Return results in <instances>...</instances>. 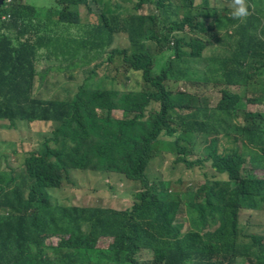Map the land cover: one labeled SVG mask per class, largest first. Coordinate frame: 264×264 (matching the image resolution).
Here are the masks:
<instances>
[{"label": "trees", "instance_id": "1", "mask_svg": "<svg viewBox=\"0 0 264 264\" xmlns=\"http://www.w3.org/2000/svg\"><path fill=\"white\" fill-rule=\"evenodd\" d=\"M215 1L4 0L0 143L5 124L43 139L16 168L0 148V264H264V224L241 217L264 215V0L242 20ZM169 155L214 174L157 186L147 170ZM82 171L129 183L130 207L62 200Z\"/></svg>", "mask_w": 264, "mask_h": 264}, {"label": "rangeland", "instance_id": "2", "mask_svg": "<svg viewBox=\"0 0 264 264\" xmlns=\"http://www.w3.org/2000/svg\"><path fill=\"white\" fill-rule=\"evenodd\" d=\"M38 1H41L42 3H53L54 0H26L28 4L30 3H37ZM101 5H103L104 10H113L115 6L114 4L117 3V0H99ZM136 0H133L135 2ZM122 1H119L121 3ZM122 4V3H121ZM227 2L225 0H216V11L219 13L220 9L226 5ZM123 5V4H122ZM125 5V4H124ZM149 11L147 6H144V13ZM82 21L85 20V16L81 15ZM123 42V39H120ZM61 47V46H60ZM60 47L55 51L59 53L61 51ZM207 53V52H206ZM58 57L61 58L60 53L58 54ZM88 61V59H87ZM74 65H76L78 68L83 67V64L85 63L84 60L81 58L75 60L72 62ZM83 63V64H82ZM52 65V63H50ZM70 62H55V66H62L66 67L69 66ZM85 67V66H84ZM83 67V68H84ZM56 69V67H55ZM69 71H65L67 73ZM60 74H56L54 80L56 82H60L61 78L64 77V72H60ZM78 77L74 79H65V81H69L70 83L76 82ZM104 86H114V84L106 82L104 83ZM212 103H214L216 100H218V94L212 93ZM4 131H5V140L0 143V148L5 149L6 152H8V159L10 160L9 165L11 168H16V156L14 152H17L18 150L27 149V146H32L35 142L41 141L43 138H40L37 130H39V127L37 125H30L34 129H30L29 126L27 128L17 127L15 128V132L7 130V124L4 125ZM204 144H201L199 141L196 145V151H198ZM240 151H243L242 148H240ZM6 158V159H7ZM163 158V157H162ZM175 157H172L171 155L167 156L166 158H163L162 160H156L151 166L150 169L148 168L147 174L150 173V178H152L157 186L162 185L161 182L166 181H174L179 177H182V181H185L186 184L190 185H197V184H203L205 181L211 179L214 172L212 171L210 165L208 163L205 164L203 168H196L192 170H186L181 165H175L173 162ZM5 159V160H6ZM157 159V158H155ZM155 159H152L151 162H153ZM247 159V158H246ZM4 160V162H5ZM3 164V168L5 169V164L1 160ZM247 165V163L245 164ZM171 166H174V170L172 174H169V169ZM115 175H118L122 177L121 175L117 173H112ZM162 180L161 182L158 181ZM219 178H223V176H219ZM76 180V187L74 189L72 188H64L66 185H64L63 189H60L59 196L62 198V200L65 197H69V200L67 203H70L75 206H87V207H104V208H114V209H127L130 207L132 202V196L130 194L131 186L129 183L119 180L116 177L112 178V181L106 177H104V174L102 173H91L87 171L82 172H76L75 175ZM114 184H113V183ZM111 186V188H110ZM187 187V186H186ZM184 184L180 183H172L170 184V189L172 191H184L187 188ZM138 185L134 187L135 190H137ZM57 191V189H53L50 192ZM183 217L182 220L185 218V212L183 210ZM243 221H248L250 224L249 232L252 233L260 232L261 230L253 229V221L255 223H263L264 224V215L262 217H250L248 215L241 216ZM184 229L188 228V222L184 221ZM264 230V229H262ZM254 234V233H252ZM259 234V233H258ZM255 234V235H258ZM52 243H55L56 240L53 239L51 241ZM107 241L104 239L99 240L97 247L99 248H106L107 247ZM151 258V255L149 253H142L139 255L140 260H147Z\"/></svg>", "mask_w": 264, "mask_h": 264}, {"label": "clouds", "instance_id": "3", "mask_svg": "<svg viewBox=\"0 0 264 264\" xmlns=\"http://www.w3.org/2000/svg\"><path fill=\"white\" fill-rule=\"evenodd\" d=\"M231 11L229 15L236 20H242L249 15V8L246 0H231Z\"/></svg>", "mask_w": 264, "mask_h": 264}, {"label": "water", "instance_id": "4", "mask_svg": "<svg viewBox=\"0 0 264 264\" xmlns=\"http://www.w3.org/2000/svg\"><path fill=\"white\" fill-rule=\"evenodd\" d=\"M3 2H4V0H0V7H1V5L3 4Z\"/></svg>", "mask_w": 264, "mask_h": 264}, {"label": "crops", "instance_id": "5", "mask_svg": "<svg viewBox=\"0 0 264 264\" xmlns=\"http://www.w3.org/2000/svg\"><path fill=\"white\" fill-rule=\"evenodd\" d=\"M81 11V10H80Z\"/></svg>", "mask_w": 264, "mask_h": 264}]
</instances>
